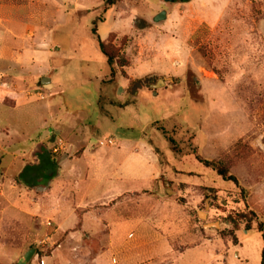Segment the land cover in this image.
Masks as SVG:
<instances>
[{"label":"rangeland","instance_id":"rangeland-1","mask_svg":"<svg viewBox=\"0 0 264 264\" xmlns=\"http://www.w3.org/2000/svg\"><path fill=\"white\" fill-rule=\"evenodd\" d=\"M105 1L0 0V264H261L257 225L226 218L264 222V0ZM40 152L57 165L32 186Z\"/></svg>","mask_w":264,"mask_h":264},{"label":"trees","instance_id":"trees-1","mask_svg":"<svg viewBox=\"0 0 264 264\" xmlns=\"http://www.w3.org/2000/svg\"><path fill=\"white\" fill-rule=\"evenodd\" d=\"M120 0H106L105 1V8L104 12H107L112 7L116 6ZM100 19V18H99ZM98 19V21H99ZM104 19H101V22H104ZM95 25L97 24V21L94 22ZM93 34L97 37L98 41V47L101 53L105 56L108 65L111 69V80L110 82H114L117 77V57L115 55V49L112 45H110V42L107 43V41L101 40L100 36L98 35V29L97 26L93 28ZM134 81L130 82V86L134 85ZM163 130V129H162ZM164 134L166 135V138L169 142V148L170 151L175 155L180 157L181 162H185L187 159H192L196 163V167L198 169H201L202 171H206L209 173H213L216 176V179H219L225 184L234 185L236 188L241 189V184L238 178L231 173V168L221 161L217 160H208L202 157V155L199 153L198 147H192L191 149L185 150L182 148L178 141L175 138L174 133L175 130L172 131V133H169L165 130ZM41 157H46V153H42L40 155ZM48 158L50 156L48 155ZM54 161V160H53ZM199 163V164H198ZM54 167L56 168V163L54 162ZM54 168V169H55ZM23 177L25 176V173L22 174ZM226 220L231 223L234 230H239L240 226L242 224L245 225V231H251L253 230V225H257V232L261 235L263 240V249L261 254V264H264V222L260 220L258 214L254 211H244L236 213L235 216L228 215Z\"/></svg>","mask_w":264,"mask_h":264},{"label":"flooded vegetation","instance_id":"flooded-vegetation-1","mask_svg":"<svg viewBox=\"0 0 264 264\" xmlns=\"http://www.w3.org/2000/svg\"><path fill=\"white\" fill-rule=\"evenodd\" d=\"M190 1V0H188ZM187 0H174V2H168L164 0L165 3H180V2H188ZM54 161L51 158L42 157L39 163L33 166L30 170V174H26L24 179H26L27 183L32 186H36V180L41 178L42 176H47L50 174L51 170H54Z\"/></svg>","mask_w":264,"mask_h":264},{"label":"crops","instance_id":"crops-1","mask_svg":"<svg viewBox=\"0 0 264 264\" xmlns=\"http://www.w3.org/2000/svg\"><path fill=\"white\" fill-rule=\"evenodd\" d=\"M51 63V62H50ZM51 65V64H50ZM28 76H30L29 74H28ZM51 79V78H50ZM51 83H52V85H53V90L55 89V85H54V82H53V80L51 79ZM127 86H128V84H127ZM0 91H2V90H0ZM6 91V90H5ZM7 92V91H6ZM9 93V95L11 96L12 95V93L11 92H8ZM9 96V97H10ZM12 97V96H11ZM17 97V96H16ZM22 101H25V99H18V101L16 102V106L19 104H21V102ZM42 153H44V152H40V155L42 154ZM47 154V153H46ZM47 157H48V154H47ZM42 159V157L41 156H39V161ZM35 165H37V164H35ZM35 165H33V166H35ZM51 171H53V170H51ZM26 175V174H25ZM51 175V174H50ZM49 177V176H48ZM76 181H77V179H76ZM11 208L10 209H12L11 211V214L14 212V210H15V206H10ZM8 211V210H7ZM6 212V211H5ZM115 240V238L113 237V236H109V238L107 239V241L108 242H106V241H104L108 246L109 245H111V246H113L114 245V243H118L117 241L115 242L114 241ZM149 240L147 239V238H140L139 240H138V242H140L139 244H143L144 243V245L146 244L147 245V243H149L150 244V242H148ZM152 241V240H151ZM153 241H155V243L157 242V240L156 239H154ZM155 243H154V245H155ZM157 246V245H156ZM156 246H154L153 247V249H152V251H151V255H153V256H155V255H157V252H160V247H156ZM113 251H115L114 249H110V248H108V250L106 251V252H104L103 253V256L101 257V261H100V264H105V258H107V262L109 263L110 262V260L111 259H109L108 257H106L107 255H109V253L110 254H112L113 255ZM106 255V256H105ZM148 255L146 254V257H147ZM129 260V259H128ZM127 260V261H128ZM2 264V263H1ZM111 264V263H110Z\"/></svg>","mask_w":264,"mask_h":264},{"label":"water","instance_id":"water-1","mask_svg":"<svg viewBox=\"0 0 264 264\" xmlns=\"http://www.w3.org/2000/svg\"><path fill=\"white\" fill-rule=\"evenodd\" d=\"M166 1H168V2H174V0H166ZM182 1H184V0H182ZM187 1H188V0H187ZM166 19H167V12H166V11H163V12H161L160 14H158V15L154 18V22H161V21L166 20ZM160 82H161L162 84H165L164 80H161ZM160 82H158V83L156 84V86H159V83H160ZM41 83H42V85H43L47 90H50V89H52V87H53V85H52V83H51V79H50L49 77H44V78H42ZM156 86H155V87H156ZM0 175H1V174H0ZM47 176L50 177L51 175H50V174H47ZM205 217H206V215H204L203 218H205ZM212 226H217V224H216V225L208 224V225L205 226V228H211ZM35 252H36L35 249L30 250V251L26 254V256H25V258L23 259V261L20 262V264H28V263L31 261V259L33 258V256L35 255Z\"/></svg>","mask_w":264,"mask_h":264},{"label":"bare ground","instance_id":"bare-ground-1","mask_svg":"<svg viewBox=\"0 0 264 264\" xmlns=\"http://www.w3.org/2000/svg\"><path fill=\"white\" fill-rule=\"evenodd\" d=\"M202 217H204V215H202Z\"/></svg>","mask_w":264,"mask_h":264}]
</instances>
